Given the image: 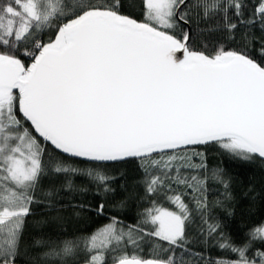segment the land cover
I'll list each match as a JSON object with an SVG mask.
<instances>
[{
    "label": "snow or ice",
    "instance_id": "1",
    "mask_svg": "<svg viewBox=\"0 0 264 264\" xmlns=\"http://www.w3.org/2000/svg\"><path fill=\"white\" fill-rule=\"evenodd\" d=\"M125 6L0 0V264L29 247L31 264H264V224L240 242L225 232L208 192L222 185L226 208L229 181L197 147L264 161V0H139L140 18ZM121 162L139 168L116 203L137 206L133 221L65 230L58 192L115 198ZM39 205L51 215L35 219Z\"/></svg>",
    "mask_w": 264,
    "mask_h": 264
},
{
    "label": "trees",
    "instance_id": "2",
    "mask_svg": "<svg viewBox=\"0 0 264 264\" xmlns=\"http://www.w3.org/2000/svg\"><path fill=\"white\" fill-rule=\"evenodd\" d=\"M135 4L133 9L129 4ZM125 7L122 11L125 14L140 18L139 0H125ZM257 40L261 36L259 30L255 33ZM203 153L204 161L209 170L222 169L225 179L229 181L231 198L227 201V207L213 206L217 200H223L225 189L220 184L209 183V204L212 206V213L223 222L224 230L237 242L245 237L247 230L254 225L264 224V161L255 159L245 161L234 158L226 154L215 144L197 146ZM110 175L116 178V196L115 198L106 197L102 193L98 194L95 189L90 188L88 192L79 191L67 192L60 190L57 194V201L63 207L59 215L65 217L63 228L69 233L89 234L98 227L106 224L112 216H120L126 223L133 221L137 206L130 203L129 207L120 210L116 203L121 199V185H127L129 188L135 186L139 176V168L136 162H121L108 169ZM74 184L79 187H86L82 177H75ZM59 188V184L57 185ZM103 203L105 210L103 215H97L95 209ZM71 204H84L90 206V210L80 211L79 215L73 211ZM37 215L35 219L42 216L51 215L43 206H36ZM231 213V214H229ZM56 229L53 227L45 228L44 231L51 234ZM35 234L33 229L29 230L26 238V245H30L32 236ZM40 249L28 248V255L20 258L21 264H31V258L36 257ZM212 256L221 255L215 249H209Z\"/></svg>",
    "mask_w": 264,
    "mask_h": 264
},
{
    "label": "water",
    "instance_id": "3",
    "mask_svg": "<svg viewBox=\"0 0 264 264\" xmlns=\"http://www.w3.org/2000/svg\"><path fill=\"white\" fill-rule=\"evenodd\" d=\"M177 55H178V56H180L181 54H180V53H178Z\"/></svg>",
    "mask_w": 264,
    "mask_h": 264
}]
</instances>
